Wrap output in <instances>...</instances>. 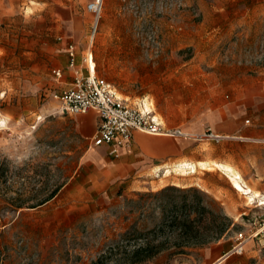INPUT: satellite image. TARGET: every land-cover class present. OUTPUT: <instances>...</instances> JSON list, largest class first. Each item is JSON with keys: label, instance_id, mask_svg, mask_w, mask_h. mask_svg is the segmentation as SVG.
<instances>
[{"label": "rangeland", "instance_id": "obj_1", "mask_svg": "<svg viewBox=\"0 0 264 264\" xmlns=\"http://www.w3.org/2000/svg\"><path fill=\"white\" fill-rule=\"evenodd\" d=\"M99 1L0 0V264H125L147 244L163 250L144 264H210L204 253L216 243L232 250L240 234L264 229V205L203 177L219 184L229 214L179 170L114 198L67 188L94 150L97 116L62 114L51 95L70 88L69 74L55 71H67L64 41H73L131 105L145 101L169 127L209 130L218 99L264 94V0H103L90 11ZM199 195L231 221L219 240L220 222L200 221ZM186 212L190 232L176 220ZM246 249L221 264H264V237Z\"/></svg>", "mask_w": 264, "mask_h": 264}, {"label": "crops", "instance_id": "obj_2", "mask_svg": "<svg viewBox=\"0 0 264 264\" xmlns=\"http://www.w3.org/2000/svg\"><path fill=\"white\" fill-rule=\"evenodd\" d=\"M71 42L64 41L67 52L68 44ZM76 47L78 50L79 47L77 45ZM90 52L93 51L90 49L84 51L83 57ZM77 62L76 69L70 67V59L66 72L58 69L62 71L63 77L65 73L69 74V87L77 71L83 70L86 73L83 58L79 57V53ZM254 92L250 91L249 95L237 97L236 100L232 99L229 102L224 98L218 99V106L210 109V114L203 124H206L215 135L223 137L216 142L204 139V135L209 130L202 131V126H198L196 129L200 130L193 132L194 134L182 127L167 126L155 111L148 108L145 101H138L135 106L151 111L167 128L179 129L186 137L155 136L134 132L131 144L122 148L118 156L110 154L109 146H94L100 117L97 111H90L89 113L94 112L97 116L96 133L93 137L94 150L84 158L78 174L67 188L74 186L75 190L86 192L90 196L98 194L101 198L105 195L114 198L126 191L147 188L153 183L149 179L159 173L179 170L184 171L182 176L193 174L200 177L207 192L221 202L229 214H234L235 209L223 195H220L219 184L203 177L211 175L230 182L233 177L237 179L240 177L243 184L248 185L246 193L257 192L264 197V94L261 92V97H258L260 94L256 93L257 97H255ZM118 94L129 101L119 92ZM198 186L201 188V183ZM230 248L220 241L210 247L204 255L210 264H217L231 251Z\"/></svg>", "mask_w": 264, "mask_h": 264}, {"label": "built area", "instance_id": "obj_3", "mask_svg": "<svg viewBox=\"0 0 264 264\" xmlns=\"http://www.w3.org/2000/svg\"><path fill=\"white\" fill-rule=\"evenodd\" d=\"M97 5H100L97 2ZM89 10L100 13L95 4ZM70 67L76 69L78 50L74 43L68 44ZM85 72L77 71L70 88L55 92L51 96L60 102L62 114L81 115L90 111H97L100 125L94 137V146H109L110 154L118 156L122 148L128 147L134 132H141L155 136L186 137L179 129L167 128L163 122L151 111L138 106H133L129 101L121 98L115 86L97 73V65L93 52L83 57ZM61 79L62 71H55ZM204 138L220 141L223 137L209 132ZM258 237H264V229L257 230L253 235L240 234L237 243L225 258L243 255L247 244Z\"/></svg>", "mask_w": 264, "mask_h": 264}, {"label": "trees", "instance_id": "obj_4", "mask_svg": "<svg viewBox=\"0 0 264 264\" xmlns=\"http://www.w3.org/2000/svg\"><path fill=\"white\" fill-rule=\"evenodd\" d=\"M59 193V190L53 191L46 199L42 200L40 205H44L47 202H50L53 200L57 194ZM198 203L196 205L197 212L201 216L200 221H203L204 219L207 218L208 215H212L213 218L216 220V222H220V224L217 226V231L215 235V240L221 239L227 228L229 227L231 221L227 216L221 215V214H214L208 212L207 207L204 205V198L202 196H198ZM39 205V206H40ZM186 206V205H185ZM177 222H180V226H182L185 231H191L194 230L193 227V222L194 220L192 219V215L189 212H186L182 215H179L177 217ZM162 247H151L150 244H147L146 246H139L135 248L133 251L130 252L129 255V262L125 264H144L147 263L148 261H151L154 259L159 253L162 252ZM94 264H106L104 261V258L99 259L97 262Z\"/></svg>", "mask_w": 264, "mask_h": 264}, {"label": "bare ground", "instance_id": "obj_5", "mask_svg": "<svg viewBox=\"0 0 264 264\" xmlns=\"http://www.w3.org/2000/svg\"><path fill=\"white\" fill-rule=\"evenodd\" d=\"M102 2H103V0L99 1L100 4H102ZM94 4H95V6L98 7V9H100V5H97V2H95ZM97 14H99V13H97ZM98 22H99V17H96V23L95 24L97 25ZM2 123H4V121ZM166 174H170V172H167ZM235 176H237V175H235ZM232 183H233V187L237 191L243 192V193L247 192L246 188H248V185L243 184L242 179L240 177L238 179H237V177H233ZM250 199H251V201H256V202L260 203L261 205H264V197L261 194L257 193V192H253L252 194H250ZM250 244H252V242ZM249 247L247 249H249ZM224 258L220 260V263L225 260ZM220 263H217V264H220Z\"/></svg>", "mask_w": 264, "mask_h": 264}]
</instances>
